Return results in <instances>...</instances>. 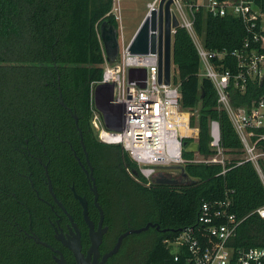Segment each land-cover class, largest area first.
Wrapping results in <instances>:
<instances>
[{"label": "trees", "instance_id": "trees-1", "mask_svg": "<svg viewBox=\"0 0 264 264\" xmlns=\"http://www.w3.org/2000/svg\"><path fill=\"white\" fill-rule=\"evenodd\" d=\"M260 5L264 11V2ZM110 9L111 0H0V264H54L48 249L24 239L18 231L26 224L23 205L33 221L31 188L43 196L36 158L48 159L52 193L85 237L80 209L69 193L72 185L83 196L84 180L75 158L83 161L84 153L71 116L58 103L57 88L63 105L76 117L93 169L97 204L110 232L115 221L120 227L117 233L153 225L122 242L131 238L133 248L140 250L137 264H185L183 254L174 262L162 242L194 226L202 202L228 203L227 213L237 222L229 247L264 248V219L253 213L264 206V187L252 164L241 158V145L226 114L216 106L211 83L198 77L196 50L184 29L174 30L170 49L179 107L189 112L197 109L189 126L197 127L198 154L203 157L212 155L208 122H216L219 146L230 157L223 168L186 164L182 169L189 180L186 184L147 186L120 146L97 141L90 127L91 84L102 73L98 25L104 22L117 28ZM193 30L205 49L227 53L218 62L219 70L232 72L235 62L229 53L239 49L245 37L242 23L231 17H210L198 8ZM261 91L252 83L244 93L230 85L227 95L233 107H240L249 105ZM182 143L186 146L189 141ZM259 148L264 152V141ZM182 157L190 159L192 154L182 152ZM259 167L264 176L261 161ZM84 197L88 215L96 220L87 190Z\"/></svg>", "mask_w": 264, "mask_h": 264}, {"label": "built area", "instance_id": "built-area-1", "mask_svg": "<svg viewBox=\"0 0 264 264\" xmlns=\"http://www.w3.org/2000/svg\"><path fill=\"white\" fill-rule=\"evenodd\" d=\"M157 1L150 8H154ZM260 2L264 0H171L169 13L177 23L176 28L184 29L191 38L202 69L198 77L211 83L216 106L226 114L239 140L241 158L252 164L264 187L259 167L260 159L264 158L259 148V143L264 141V132H260L264 131V11ZM198 8L210 17H231L242 23L245 37L239 49L229 53L235 62L232 72L219 70L218 62L227 53L205 49L196 36L193 21ZM176 28L169 29L170 49ZM126 46L121 48L118 60L111 63L101 49V78L91 84V93L103 97L108 111L103 117L99 116L91 101V108L95 110L92 108L90 127L97 141L120 146L147 184L158 176L179 182L186 164H215L223 168L227 155L219 146L215 121L208 122V147L212 155L203 157L192 153L190 159L182 157L185 146L182 140L196 142L198 130L190 128L188 112L179 107L180 95L178 84L173 81L171 54L169 80L165 85L162 79L157 81L156 51L129 55ZM249 83L261 87L262 91L249 105L233 107L227 95L228 87L232 85L239 93H244ZM227 205L226 201L202 202L194 226L183 228L172 240H163L174 262L178 261V254H183L185 264H264V248L233 249L227 245L237 225L234 217L227 213ZM253 213L264 219V206Z\"/></svg>", "mask_w": 264, "mask_h": 264}, {"label": "water", "instance_id": "water-1", "mask_svg": "<svg viewBox=\"0 0 264 264\" xmlns=\"http://www.w3.org/2000/svg\"><path fill=\"white\" fill-rule=\"evenodd\" d=\"M171 4V0H158L156 3L155 8H150L147 12V14L144 16L138 27L136 28L135 32L133 33L131 39L129 40L126 51L129 55H145L147 53H154L156 51L157 54V81L158 83L161 81L163 84L167 85L169 80V66H170V36H169V29L170 28H176L177 23L173 16H170L169 13V5ZM156 32L154 34L153 32ZM99 35L100 40L103 44V49L106 54V57L109 61L113 62L115 59V50H116V40H115V33L113 28L110 25H107L105 23H101L99 25ZM57 96H58V103L61 105L66 112L71 116L73 120V124L77 130L78 137H79V144L84 152L83 143L81 141V134L80 131L76 127V117L73 115L70 109L66 108L61 99H60V91L57 88ZM184 146V144H182ZM183 153L186 154H192V153H198L199 152V146L196 142H190L182 149ZM86 157V154H84ZM86 161V160H85ZM87 163V161H86ZM88 165V164H87ZM89 168V166H88ZM89 173L87 174L85 171V175L87 178V182L91 183L92 186V204L97 210L98 213V221H97V227L96 230H93V224L88 219L87 216V208H86V202L84 198H81L77 196L73 190L72 196L73 198L78 202L80 208H81V217L82 221L85 224L87 228V237L89 241V247L86 252V257H83V255L80 253V245H79V234L75 228V226L71 223V220L69 216L65 213L62 206L55 200L54 196L51 193V188L49 184V180L47 179V187L48 192L50 196L52 197L54 203L57 205L59 209L67 216L69 223L71 224V227L73 228V231L75 234H70L71 238H66V240H63V238L58 235L56 239L60 241V243L71 252L75 264H103L104 261L107 258H110L113 256L119 246L121 241L130 235L133 234H139L141 232L146 231L148 228H152L153 225L146 224L144 227H141L139 229H129L124 231L123 233L119 234L116 238V241L113 245V247L104 255H102L99 262L96 261L95 258H93L92 262H89L88 256L90 253L97 254V248L101 240V235L103 233V230H100V226L102 223L103 215L101 209L98 207L96 203L97 194L93 185V179L91 177V169L89 168ZM181 177L182 179L177 182L176 180L167 179L161 176H158L154 180V184L157 185H166V186H175V185H183L189 182L186 175L181 170ZM105 229V228H104ZM156 230H158L157 227H155ZM70 232V230H69ZM36 244L41 245L42 247L48 248L50 251L56 253L53 251L48 245L45 243L40 242L38 239L33 238ZM58 257H52L55 264H65L63 258L59 253H57Z\"/></svg>", "mask_w": 264, "mask_h": 264}, {"label": "flooded vegetation", "instance_id": "flooded-vegetation-1", "mask_svg": "<svg viewBox=\"0 0 264 264\" xmlns=\"http://www.w3.org/2000/svg\"><path fill=\"white\" fill-rule=\"evenodd\" d=\"M111 5H112V0H111ZM110 11H111V9H110ZM110 11H109V13L111 14ZM102 23H104V22H102ZM99 25H98V31H99ZM91 101H92V97H91ZM83 153L85 154V152H83ZM85 160L87 161V163H86ZM75 161H76L75 163H76L77 167L79 168V170H80V172L82 174V178L84 180L83 181L84 182V188L81 186V190H80L81 192H83V196H79V197L84 198V200H85L84 194L86 195V190H87L91 194V205L95 209V207L92 204V196H93L92 195V191H91L92 186H91L90 182H87V178H86V175L84 173V171H85L88 174L89 173L88 169L89 168L91 169V177L93 179V185H94V188H95L94 178L92 176L93 169L90 166V164H89V162L87 160V157H85V155L83 156V161H80L78 158H75ZM36 162L38 163V165H39V167H40V169L42 171L43 178L40 177V179H41L40 190H41V194H43V196L39 197L37 192L34 189L31 188L32 195H33V200H32V196L30 194V196H31L30 202L33 203V205L31 206V208L33 209L32 210V212H33V221H31L30 215L28 213V210L23 205V207L25 209V213H26V224L23 227L18 228V231L21 233V235L24 237V239L32 241L34 243H35V241H34L33 238L38 239L40 242L45 243L53 251H55L56 253H54V252L50 251L48 248H46L50 252V258H51L53 263H54V261H53L52 257L53 256L54 257H58L57 253H59L61 255V257L63 258L65 264H75V261H74V258L72 256L71 252L69 250H67L60 243V241H58L56 239V237L58 235H60L63 238V240H66L67 237L71 238L70 234H75V232L73 231V228L71 227V224L69 223L67 216L61 211V209H59L57 207V205L54 203L52 197L50 196V194L48 192L47 179H46V176H47V178L49 180V177H48L47 171H46V166L48 164V159H46L45 162H42L40 159L36 158ZM88 166H89V168H88ZM45 174H46V176H45ZM129 175L131 177H133V176H136V173L135 172H130ZM27 177L28 176H26V178ZM156 178H154L151 181V183H149V184H153V182H154V180ZM49 184H50V180H49ZM147 186H148V184H147ZM30 187H31V184H30ZM50 188H51V184H50ZM71 190H73V192L75 193L72 185L69 186V193L71 195V198L77 203V205H78V207L80 209V213H81V208H80L78 202L73 198ZM95 191H96V189H95ZM45 192L48 195V197H45V195H44ZM51 193H52V190H51ZM52 195L54 196L53 193H52ZM54 198H55V196H54ZM55 200H56V198H55ZM85 202H86V200H85ZM58 203L61 205L60 202H58ZM96 203H97V199H96ZM30 205H31V203H30ZM53 205L56 207V209L59 211V213L57 211H55V209L53 208ZM87 207H88V204L86 202V208ZM98 207H99V205H98ZM64 211H65V209H64ZM95 211H96V220H93L92 218H93L94 215L91 214L92 215V217H91L90 215H88V211H87L88 219L93 224V230H96L97 221H98V213H97L96 209H95ZM101 211H102V209H101ZM65 213L69 216V218L71 220V223L75 226V228H76V230H77V232L79 234L80 253L83 255V257H86V252H87V249L89 247V241H88V237H87V228H86L85 224L83 223V225L85 227V237H86V238L85 237L83 238L81 228L72 220V218L70 217V215L66 211H65ZM102 215H103V212H102ZM81 219H82V217H81ZM137 229H139V228H137ZM69 230H70V232H69ZM100 230H103V233L101 235V240H100V243H99L98 248H97V254L90 253V255L88 256L89 262H92L93 258H95L96 261L99 262L101 257H102V255L107 253L113 247L117 236L124 232V231L123 232H119V233H117L114 236V234H112V231L110 232V225L108 223L104 222V216H103V219H102ZM133 235H137V234H133ZM40 237L42 239H40ZM127 237H125V238H127ZM123 240L121 241L117 252L113 256H111L110 258H107L104 261L103 264H108L109 259H111V258L115 257L116 255H118L119 252L122 251V249L126 248V252H129L130 250H132V248H133L132 243L123 244L122 243ZM48 242H51L53 245H50V243H48ZM126 252H125V255L127 254ZM120 263L121 262L119 260L114 262V264H120Z\"/></svg>", "mask_w": 264, "mask_h": 264}, {"label": "rangeland", "instance_id": "rangeland-1", "mask_svg": "<svg viewBox=\"0 0 264 264\" xmlns=\"http://www.w3.org/2000/svg\"><path fill=\"white\" fill-rule=\"evenodd\" d=\"M148 1L150 0H114V2H112L113 5H111V9L112 8L114 9V10L112 9L113 10L112 16L114 17V20L117 23V28L113 29L115 33V40H116V50H115L116 52H115L114 60H118L121 48L128 44L129 40L132 37L133 32H135L134 30H136L135 28L137 27L138 24H140L144 16L147 14L149 9L145 8L144 6H145V3ZM198 2H200V0H198ZM155 7L156 6H154V8ZM98 36L100 38L99 33H98ZM100 47L103 53L105 54L102 42L100 44ZM107 62L111 63V61H109L108 59H107ZM198 73L200 75L202 74L201 67L199 68ZM200 75H199V78H201ZM91 97H92V105L96 109L95 110L92 107L93 110H95L99 116L101 115V117H103L102 114H106L108 111V109H106L107 106L102 100L103 97L100 96L98 93H95V94L91 93ZM187 112H188L189 117L191 116L195 117L197 114V109L191 112L189 111ZM193 127L197 128L196 126H193ZM193 127H190V128H193ZM94 134L96 136L95 132ZM229 158L230 157L227 155L226 159H229ZM260 161L263 163V166H264V158H261ZM262 174L263 173L261 171V175L260 174L259 175L263 182L264 176ZM119 228H120L119 222L115 221L113 228H112V234H114V236L117 234ZM131 242L132 240L130 238L127 243H131ZM125 252H126V248L122 249V251H120L118 255L109 259L108 264H114V262L118 260L121 262L120 264H137L138 260H140L141 254L139 253L140 252L139 249L132 248V250H130L129 252H126L127 253L126 255H125Z\"/></svg>", "mask_w": 264, "mask_h": 264}, {"label": "crops", "instance_id": "crops-1", "mask_svg": "<svg viewBox=\"0 0 264 264\" xmlns=\"http://www.w3.org/2000/svg\"><path fill=\"white\" fill-rule=\"evenodd\" d=\"M154 1H155V0H150V1L146 2L144 7L150 9V5H151ZM138 25H139V24H138ZM138 25H137V27H138ZM137 27H136V28H137ZM136 28H135V29H136ZM134 31H135V30H134ZM133 33H134V32H133ZM132 35H133V34H132Z\"/></svg>", "mask_w": 264, "mask_h": 264}]
</instances>
